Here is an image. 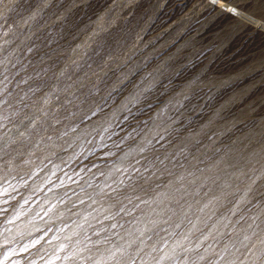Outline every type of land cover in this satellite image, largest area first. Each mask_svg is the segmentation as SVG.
I'll return each instance as SVG.
<instances>
[{"label": "snow or ice", "instance_id": "obj_1", "mask_svg": "<svg viewBox=\"0 0 264 264\" xmlns=\"http://www.w3.org/2000/svg\"><path fill=\"white\" fill-rule=\"evenodd\" d=\"M12 2L16 17L0 14V192L26 184L37 160L72 148L93 118H110L124 133L104 144L91 164L97 171L79 191L51 205L50 222L61 221L56 230L66 234L44 250L45 264H264V152L210 148L212 135L205 134L208 143L201 136L206 125L195 130L191 119L181 120L215 86L203 70L191 71L202 53L183 55L193 47L186 44L155 67L162 57L130 68L138 53H126L135 44L116 36L98 45L107 49L99 59L85 52L83 63L61 68L51 33L41 30L52 0ZM210 2L238 24L264 28V0ZM255 136L264 144V129ZM0 212V264H17V239L7 225L19 231L21 213Z\"/></svg>", "mask_w": 264, "mask_h": 264}, {"label": "rangeland", "instance_id": "obj_2", "mask_svg": "<svg viewBox=\"0 0 264 264\" xmlns=\"http://www.w3.org/2000/svg\"><path fill=\"white\" fill-rule=\"evenodd\" d=\"M208 2L120 0V6L116 8L113 7V0H52V5L46 9V23L42 22L41 30L46 35L51 33L48 38L54 41L51 47L58 50V57L63 61L59 65L61 68L70 67L73 61L83 63L88 56L99 59L107 49H99L98 45L111 44L116 36L128 39L130 45L135 44L134 48L129 46L126 53H138L130 68L141 61L162 57L152 64L155 67L156 63L167 61L182 46H193L183 53L191 55L193 48L202 53L200 67L193 68L192 72L203 70L204 76L210 78L215 86L209 84L191 102L194 107L189 106L181 120L191 119V126L195 130L206 125L201 136L208 143L205 134L212 135L214 144L210 148L223 149L225 144H229L248 153L264 152V144L258 142L260 137H254L255 133L264 129V28L250 25V29L248 24H238L235 18L220 8H213ZM14 7L12 0H5L0 5V14L14 18L17 15ZM109 8H112L111 12ZM100 24L107 30L100 31ZM138 35L143 39H137ZM85 52L88 56L84 55ZM97 52L99 56L95 55ZM28 71L31 72L32 68L29 67ZM181 79L178 77L174 80L177 91ZM225 84L230 87H224ZM119 99L116 103H119ZM112 106L115 107V104ZM93 120L95 122H89L87 134L72 148L49 155L42 163L37 160L36 174L26 177V184L14 182L17 183L15 191L9 189L7 194L0 192V209H7L9 217L21 213L20 220L16 222L20 226L19 231L14 225H7L17 239L13 245L19 253L13 257L17 264H45L47 256L44 250L50 253L53 246L60 243L56 237L66 234L56 230L61 226V221L50 222V218L54 217L51 205L56 204L65 192L71 196L73 189L79 191L84 180L97 171L91 164L102 151L107 150L104 144L111 146L118 139L113 133L124 134L110 118ZM57 207L64 205L57 204ZM4 215L0 212V222ZM21 231L23 236L20 235ZM34 241L39 243L30 247L28 252H20V248ZM42 256L45 258L41 259ZM56 264L67 262L57 261Z\"/></svg>", "mask_w": 264, "mask_h": 264}, {"label": "bare ground", "instance_id": "obj_3", "mask_svg": "<svg viewBox=\"0 0 264 264\" xmlns=\"http://www.w3.org/2000/svg\"><path fill=\"white\" fill-rule=\"evenodd\" d=\"M156 1V0H155ZM187 1V0H186ZM194 1V0H193ZM200 1H202V0H200ZM185 2V1H184ZM205 2V1H204ZM209 2H210V0H209ZM208 2V3H209ZM192 3V2H191ZM194 3V2H193ZM192 3V4H193ZM149 4V3H148ZM159 4H160V2H159ZM181 5V4H180ZM184 5H185V3H184ZM194 5V4H193ZM205 5V4H204ZM208 5V4H207ZM161 6V5H160ZM176 6H178V5H176ZM182 6V5H181ZM186 6V5H185ZM209 7V6H208ZM174 8V7H173ZM189 8V7H188ZM180 9V8H179ZM198 9V8H197ZM175 10V9H174ZM191 10V9H190ZM209 10V9H208ZM211 10V9H210ZM169 11H171V10H169ZM178 11V10H177ZM215 12V11H214ZM217 12V11H216ZM170 13V12H169ZM189 13V12H188ZM207 13V12H206ZM210 13V12H209ZM213 13V12H212ZM211 14V13H210ZM207 15V14H206ZM225 15V14H224ZM173 16H175V15H173ZM168 17V16H167ZM205 17V16H204ZM231 17V16H230ZM171 18V17H170ZM169 19V18H168ZM199 20H202V19H199ZM233 20V19H232ZM236 20V19H235ZM174 21V20H173ZM190 24V23H189ZM170 25V24H169ZM195 26V25H194ZM246 27H248V25L246 26ZM249 27H251L250 29H252V26H250L249 25ZM244 30V29H243ZM252 31V30H251ZM95 33V32H94ZM264 33V32H263ZM262 35V34H261ZM264 35V34H263ZM160 37V36H159ZM263 40V39H262ZM202 43H203V41H202ZM261 43V42H260ZM263 43V42H262ZM261 43V44H262ZM253 53V52H252ZM251 55V54H250ZM254 56V55H253ZM259 58V57H258ZM219 59V58H218ZM217 59V60H218ZM221 59V58H220ZM205 60V59H204ZM234 61V60H233ZM216 62V61H215ZM218 62V61H217ZM212 69V68H211ZM192 71V70H191ZM214 74V73H213ZM207 75H209V74H207ZM214 76V75H213ZM217 76V75H216ZM236 81V80H235ZM255 89V88H254ZM240 102V101H239ZM243 103V102H242ZM216 108V107H215ZM226 112V111H225ZM245 122V121H244ZM87 162V161H86Z\"/></svg>", "mask_w": 264, "mask_h": 264}]
</instances>
